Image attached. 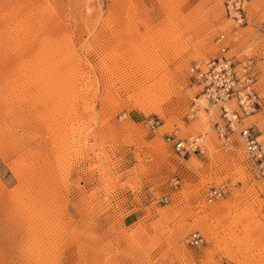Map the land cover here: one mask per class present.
Instances as JSON below:
<instances>
[{"label":"rangeland","instance_id":"obj_1","mask_svg":"<svg viewBox=\"0 0 264 264\" xmlns=\"http://www.w3.org/2000/svg\"><path fill=\"white\" fill-rule=\"evenodd\" d=\"M220 34L264 147V0H0V264H264V184L190 112Z\"/></svg>","mask_w":264,"mask_h":264},{"label":"built area","instance_id":"obj_2","mask_svg":"<svg viewBox=\"0 0 264 264\" xmlns=\"http://www.w3.org/2000/svg\"><path fill=\"white\" fill-rule=\"evenodd\" d=\"M214 43L219 48L218 56L200 63L194 62L190 67L192 76L202 85L200 96L192 100L190 112H193V107L197 106L200 99L210 106L219 105L221 122H216L214 126L218 137L228 143L230 136L235 133L238 135L239 143L252 165L253 175L264 184V147L259 142L254 127L243 123L247 115L261 107L259 94L253 87L252 77L239 74L233 65V58L225 57L228 46L224 35L216 37ZM146 122L151 128L157 123L152 117L147 118ZM167 141L173 142L175 151L182 157L187 153L203 154L205 151L202 139L197 136L180 139L176 133H170ZM224 192V186H213L207 193L206 200H216L222 197ZM202 242L203 238L198 231L188 237L190 245L198 246ZM222 264L229 263L225 261Z\"/></svg>","mask_w":264,"mask_h":264},{"label":"bare ground","instance_id":"obj_3","mask_svg":"<svg viewBox=\"0 0 264 264\" xmlns=\"http://www.w3.org/2000/svg\"><path fill=\"white\" fill-rule=\"evenodd\" d=\"M52 4H53V2H52ZM51 4V5H52ZM50 5V4H49ZM54 5H55V3H54ZM53 6V5H52ZM50 7V6H49ZM54 7V6H53ZM58 7V6H57ZM19 8H20V6H19ZM52 8V7H51ZM55 8V7H54ZM53 8V9H54ZM15 9V8H14ZM18 9V8H17ZM52 9V10H53ZM21 10V9H20ZM55 10H57V9H55ZM51 12V11H50ZM15 13H17V12H15ZM22 16V15H21ZM32 16V15H31ZM38 16V15H37ZM18 17H19V15H18ZM27 17V16H26ZM36 17V16H35ZM39 17V16H38ZM24 18V17H23ZM37 18V17H36ZM50 18V17H49ZM53 18V17H52ZM54 18H57V17H55L54 16ZM25 19V18H24ZM24 19H22V20H24ZM28 19H30V18H28ZM28 19H27V21H28ZM32 19H34V18H32ZM43 19V18H42ZM34 20H36V19H34ZM31 21V20H30ZM33 21V20H32ZM84 21H86V20H84ZM19 23L21 22V21H18ZM34 22V21H33ZM42 22V21H41ZM59 22V21H58ZM29 23V22H28ZM35 23V22H34ZM27 24V23H26ZM36 24V23H35ZM21 25V24H20ZM30 25V24H29ZM23 26V25H22ZM28 26V25H27ZM40 26V25H39ZM37 27V26H36ZM22 28V27H21ZM28 29V28H27ZM43 30V29H42ZM19 31H21V30H19ZM32 31H34L33 30V28H32ZM30 33V32H29ZM46 34V33H45ZM36 35V33H35V31H34V34H31L30 35V38H34V36ZM51 35V34H50ZM29 36V35H28ZM17 37V36H16ZM36 37V36H35ZM51 37H52V35H51ZM201 88H202V86H201ZM200 88V89H201ZM226 106H227V103L225 104ZM197 106L199 107V106H202L204 109H206L207 107H208V105H207V103H205V101H203V99L201 100H199L198 101V103H197ZM214 106H217V105H214ZM219 106V105H218ZM220 107V106H219ZM228 107V106H227ZM198 109V108H197ZM195 136H197V137H199V139L201 138L202 139V141H203V143H204V146H205V142H204V140H203V136L202 135H191V136H188V137H195ZM244 150V149H243Z\"/></svg>","mask_w":264,"mask_h":264}]
</instances>
